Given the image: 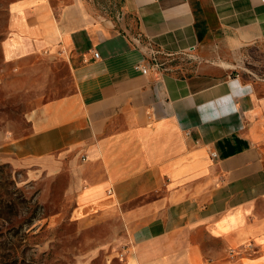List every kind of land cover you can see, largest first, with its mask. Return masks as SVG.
Segmentation results:
<instances>
[{
	"label": "crops",
	"instance_id": "crops-1",
	"mask_svg": "<svg viewBox=\"0 0 264 264\" xmlns=\"http://www.w3.org/2000/svg\"><path fill=\"white\" fill-rule=\"evenodd\" d=\"M7 17L5 61L60 55L73 88L3 152L30 179L66 175L76 213L118 219L115 264H264V79L235 71L264 49V0H120L117 18L13 0ZM177 55L189 73L154 62Z\"/></svg>",
	"mask_w": 264,
	"mask_h": 264
},
{
	"label": "rangeland",
	"instance_id": "rangeland-1",
	"mask_svg": "<svg viewBox=\"0 0 264 264\" xmlns=\"http://www.w3.org/2000/svg\"><path fill=\"white\" fill-rule=\"evenodd\" d=\"M0 0V264H115L125 247L123 227L94 210L76 213L65 188L67 176L42 173L30 179L3 152L5 143L27 133L28 113L44 101L72 90L62 56L35 55L14 62L3 56L8 34L7 6ZM54 7L69 0H49ZM93 10L117 18L120 0H90ZM195 58H157L159 68L189 73ZM237 73L264 79V49L250 47L240 56ZM162 63V64H160Z\"/></svg>",
	"mask_w": 264,
	"mask_h": 264
},
{
	"label": "built area",
	"instance_id": "built-area-1",
	"mask_svg": "<svg viewBox=\"0 0 264 264\" xmlns=\"http://www.w3.org/2000/svg\"><path fill=\"white\" fill-rule=\"evenodd\" d=\"M93 55H94V58H98L99 57V54H98V52L97 51H95L94 53H93ZM156 65V64H155ZM138 68L143 72V73H147V68L144 66V65H138ZM210 156L212 157V158H214L215 156H216V153H215V151H210ZM120 256H122V253L120 254Z\"/></svg>",
	"mask_w": 264,
	"mask_h": 264
}]
</instances>
